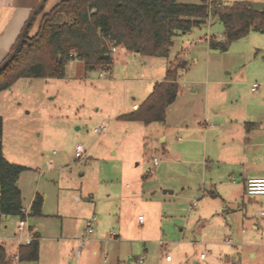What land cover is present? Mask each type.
Returning <instances> with one entry per match:
<instances>
[{"label": "rangeland", "instance_id": "374dc122", "mask_svg": "<svg viewBox=\"0 0 264 264\" xmlns=\"http://www.w3.org/2000/svg\"><path fill=\"white\" fill-rule=\"evenodd\" d=\"M223 31V23L211 16L207 24L174 37L168 58L184 52L188 68L182 77L195 80L186 93L190 100L183 103L201 104L206 87L211 98H218L220 90L212 92L211 87L222 85L214 81L227 76L226 70L238 78L228 95L241 96L245 102L264 95V31L250 30L226 50L205 47L206 34L222 37ZM113 57L111 70H87L82 59L74 58L62 77H21L0 90L4 154L28 166L18 178L24 206L36 190L44 197L42 215L23 217L39 228V258L18 264H193V259L200 264H264V235L256 232L254 240L260 245L245 244L254 230L232 183L216 186L228 189L225 200L210 193L217 190L210 181L215 171L207 169L203 175L199 168L204 141L197 139L196 128L181 133L173 108L165 124L116 117L125 103L144 99L153 83L150 77L165 67L168 58L122 46ZM254 81L259 83L257 91L250 88ZM102 124L106 131L96 132L94 128ZM162 135L170 157L162 152ZM78 143L86 149L81 157L75 154ZM153 156L160 163L149 173ZM164 189L173 192L163 193ZM247 208L250 218L264 221L259 202H247ZM94 215L95 229L88 233L86 221ZM21 218L0 213V237L9 253L25 235L18 229ZM203 251L206 257L201 259ZM167 253L171 261L166 260Z\"/></svg>", "mask_w": 264, "mask_h": 264}, {"label": "trees", "instance_id": "16d2710c", "mask_svg": "<svg viewBox=\"0 0 264 264\" xmlns=\"http://www.w3.org/2000/svg\"><path fill=\"white\" fill-rule=\"evenodd\" d=\"M210 16L224 25V39L211 36V48L226 50L231 41L250 30L264 31V8L255 9L251 0H60L43 14L34 34L26 32L19 40L14 56L0 70V90L21 77H62L74 58L82 59L87 70H111L114 46L168 56L175 35L189 32ZM186 66V60H170L164 79L154 83L138 107L118 118L145 124L164 121L168 105L178 94L179 71ZM3 131L0 115V212L23 218L26 212L18 178L28 166L6 158ZM43 201V195L36 192L28 215H42ZM18 253L20 260H37L40 234L36 231L30 243L19 246ZM0 264H11L2 242Z\"/></svg>", "mask_w": 264, "mask_h": 264}, {"label": "crops", "instance_id": "0c3cea01", "mask_svg": "<svg viewBox=\"0 0 264 264\" xmlns=\"http://www.w3.org/2000/svg\"><path fill=\"white\" fill-rule=\"evenodd\" d=\"M59 1L60 0H0V64L11 53L12 49L15 48L24 33L28 32L29 34H34L38 30L43 14L46 11H49ZM209 18L207 22L201 25L207 24L209 22ZM211 36H214L216 39H224V34L222 33V37H219L216 34H206L204 36L206 37L205 47L211 50H217L216 48H211L209 45V38ZM118 48L119 46L116 47L113 53ZM211 50H207V54L210 57L212 53ZM168 56H166V58H168ZM184 56V52L179 51L174 59H166L165 67H161L152 75V77H150L149 81H152L153 83L151 86H147V95L153 89L156 81L164 79L169 61L175 59L186 60ZM192 59L194 61H198V55H193ZM186 68H188V65ZM185 69L179 71V90L177 97L171 104L168 105L165 120L159 122H164V124L167 123L169 110L173 108L175 116L178 117V119L174 121V124L181 133H185L188 129L193 130V128H196L199 131L200 137L197 139L203 138L202 140L204 141V149L202 153H200V158L197 159V163H199L198 165L202 174L204 175L205 172H207V169H209V171H215V175L214 173L210 175V181L215 187L223 183H232L236 195L242 198V205L246 209L245 216L249 217L248 220L251 221L250 223L254 230L253 233L248 235V240L245 244H248L249 246L260 245V243L255 241L254 238L256 237V232L259 230L264 235V221L262 222L258 217H256V219H252V217L250 218V216H248L247 202L253 203L257 201L260 203V207L262 208L264 205V194H262L263 196L259 198L257 196L260 194L247 193L245 183L249 177L264 175V95H262L259 99L256 98L247 102H245L241 96L233 97L228 95V89H230V87L234 88V84L238 82V78L231 77V75H228L227 73L229 71L226 70L225 73L227 76H223L222 79H215L214 81L222 85L220 87L218 85H213L211 87L212 92L213 89L220 90L219 93H221V95H218V98H211L209 95L210 89H207L206 87L203 102L196 106L191 100L189 101L191 104L188 105L183 103L182 100H190L186 93L189 86L193 84L195 80L188 77H182ZM210 69L211 67L207 66V72L211 71ZM194 90L195 89H192V91ZM257 90L258 88L252 91ZM133 98H136V95H134ZM142 101L133 102L131 105L125 103L116 113V117L118 118L121 113L126 112L127 109L124 108H129L128 111L135 109ZM195 121L198 125L194 123ZM247 122H250L248 126ZM202 125L205 127L203 128ZM178 139L180 140L182 138L178 136ZM159 141L163 144V154L167 155L169 153L170 157V150L164 146V144H166V136H160ZM154 157L158 159V163L156 165L153 161ZM178 160H184V162H186V159ZM152 161L154 168L160 163V159L157 156H153ZM148 168H150V166ZM189 168L191 167L189 166ZM147 175L148 174H144V176ZM164 190L163 193L173 192L171 189H166V191ZM36 192L39 191L36 190L31 197L29 205L27 207L24 206L25 212H29ZM227 192L228 189L224 187L219 189L217 188V190H210L212 195L221 196L223 200H225L227 196L226 194H228ZM191 204L194 206L196 203L194 204V202H192ZM237 208H241L240 203ZM223 210L224 212L228 211L227 204H224ZM216 213H218V211H216ZM228 225L229 227L231 226L229 223ZM6 227L7 225H5V228ZM32 227L35 229V232L37 231L40 234L37 225ZM94 229L95 226L92 232H94ZM246 231L247 230L243 228V232ZM226 236L230 238L229 233L226 234ZM0 242L5 245L7 250V242L1 237ZM23 243L24 242L22 240L18 239L15 244L14 251L9 253L7 250V256L10 258L11 264H18V262L21 261L20 259H13L12 257L18 253L19 246ZM236 255L237 253L234 254V256ZM252 255H254V252ZM205 257L206 255L201 257L200 254L201 259ZM139 258L140 257H138V259ZM135 259H137L136 255ZM117 261L120 262L121 259L118 258ZM192 263L200 264L198 259H193Z\"/></svg>", "mask_w": 264, "mask_h": 264}, {"label": "built area", "instance_id": "2783aa9c", "mask_svg": "<svg viewBox=\"0 0 264 264\" xmlns=\"http://www.w3.org/2000/svg\"><path fill=\"white\" fill-rule=\"evenodd\" d=\"M112 49L114 51L116 49V47L114 46ZM105 70H108V69L105 68ZM103 74H104V71L101 70L100 75H103ZM258 86H259V83L257 81H254V82H252L251 88H252V90H256L258 88ZM106 129H107L106 124H102V125L94 128V130L96 132H99V133L105 132ZM85 152H86V149L84 148V146L81 143H78L76 145V149H75L76 156L81 157L85 154ZM153 161H154L155 165L158 163V159L156 157L153 158ZM153 171H154V166L148 168L149 173H151ZM245 187H246L247 193H249V194H264V175L249 177L246 180ZM195 203H196V201H194V204ZM261 214L264 215V205L261 208ZM26 215H28V212H26ZM96 218H97V216H93L86 221V231L88 233L93 231V228H94L93 223L96 220ZM138 218L140 221H142V219H143L141 215H139ZM18 229L20 231H25V235L22 237H19V239H22L24 243H30L31 240L34 238L35 229L28 223L26 217L21 218L19 220ZM112 234H114V233L112 232ZM205 255H206V253L203 251L201 253V257H204ZM12 258L13 259H19V253L14 255ZM165 258H166V260H171L172 256L169 253H167ZM141 261H142V259H141Z\"/></svg>", "mask_w": 264, "mask_h": 264}, {"label": "water", "instance_id": "95a60500", "mask_svg": "<svg viewBox=\"0 0 264 264\" xmlns=\"http://www.w3.org/2000/svg\"><path fill=\"white\" fill-rule=\"evenodd\" d=\"M252 5L255 9H262L264 8V2L258 1V0H254L252 1ZM17 46L14 48L13 52L1 63L0 65V70L12 59V57L14 56L16 50H17ZM166 191V189L164 190Z\"/></svg>", "mask_w": 264, "mask_h": 264}]
</instances>
